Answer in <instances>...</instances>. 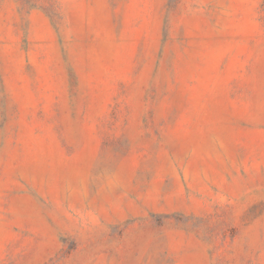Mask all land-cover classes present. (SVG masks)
I'll return each instance as SVG.
<instances>
[{"label":"rangeland","instance_id":"1","mask_svg":"<svg viewBox=\"0 0 264 264\" xmlns=\"http://www.w3.org/2000/svg\"><path fill=\"white\" fill-rule=\"evenodd\" d=\"M0 264H264V0H0Z\"/></svg>","mask_w":264,"mask_h":264}]
</instances>
